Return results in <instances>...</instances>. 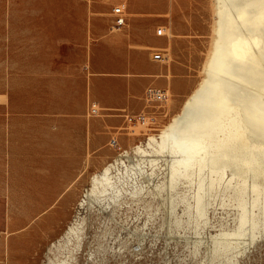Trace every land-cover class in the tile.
Instances as JSON below:
<instances>
[{
  "label": "rangeland",
  "instance_id": "374dc122",
  "mask_svg": "<svg viewBox=\"0 0 264 264\" xmlns=\"http://www.w3.org/2000/svg\"><path fill=\"white\" fill-rule=\"evenodd\" d=\"M119 3L126 4L127 23L112 31V8ZM211 4L212 0H0V264L47 263L49 244L67 228L40 224L46 213L43 202L60 198L54 197L56 191L45 193L47 184L67 176L73 181L78 174L102 168L123 149L157 133L179 111L200 80L210 49ZM159 28L163 34H158ZM82 38L87 69L62 68L61 62L77 60ZM107 59L108 70L102 71ZM153 68L155 75H147ZM149 85L166 90L167 99L148 100ZM124 86L131 91L127 97ZM186 86L190 87L184 94L176 90ZM124 98L125 108L107 106ZM90 101L100 105L99 114H89ZM139 112L146 114L145 123L127 120ZM77 118L94 125L93 149L89 146L80 158L75 149ZM178 136L184 144V136ZM119 215L122 248L117 246V254L109 253L103 262L82 258L81 264H210L205 243L220 223L232 222L221 206L210 209L212 226L201 231L205 243L195 248L188 243L197 236L195 229L174 224L171 232L170 212L156 203L152 210L134 204ZM91 231L95 236L94 228ZM261 237L245 245L235 264H264Z\"/></svg>",
  "mask_w": 264,
  "mask_h": 264
},
{
  "label": "bare ground",
  "instance_id": "6f19581e",
  "mask_svg": "<svg viewBox=\"0 0 264 264\" xmlns=\"http://www.w3.org/2000/svg\"><path fill=\"white\" fill-rule=\"evenodd\" d=\"M212 4L213 34L202 75L179 111L102 168L45 186V193L56 191L60 198L43 202L45 220L39 223L67 224L51 240L46 264L117 254L119 214L134 204L152 210L156 203L170 212L171 232L193 227L197 236L188 243L195 248L205 243L201 231L211 225L210 209L227 210L232 222L220 223L205 243L210 264H235L245 245L264 235V0ZM93 228L95 236L89 235Z\"/></svg>",
  "mask_w": 264,
  "mask_h": 264
},
{
  "label": "crops",
  "instance_id": "0c3cea01",
  "mask_svg": "<svg viewBox=\"0 0 264 264\" xmlns=\"http://www.w3.org/2000/svg\"><path fill=\"white\" fill-rule=\"evenodd\" d=\"M112 24V23H111ZM123 28V27H122ZM77 60H75L74 62H61L60 66L62 68L68 69V68H73L74 65H77V67L81 70L84 71V69L86 68L87 64H86V40L84 38L81 39V41H79L77 43ZM94 52V48L92 49L91 53L93 54ZM92 68H93V63H91ZM109 67V61L107 59L106 63H102V67L101 70H105L107 68L108 70ZM87 69V68H86ZM157 71H155V69H151L149 70L146 74L147 75H155ZM126 79V78H125ZM151 83H153L154 81L152 79ZM126 81V80H125ZM144 82H146V79L143 80ZM147 82L149 83V79L147 80ZM177 83V82H176ZM151 86V85H149ZM190 86H186L185 88H178L176 87V90H178L179 92H181V94H184V92L188 91ZM107 90H109V86L106 88ZM130 90H127V88H125V86L122 89V93L124 96H128L130 95ZM92 101L89 102V106L90 103ZM126 104L125 102V98L123 100H118L116 101L113 105H107L109 107H116V108H125L124 105ZM89 108V107H88ZM89 110V109H88ZM142 113V112H139ZM139 113H133V114H139ZM79 125V131L75 134V149H76V156L78 158L82 157L84 155V153L88 150V147L90 146L91 150L93 149V123H91L90 125H87L86 122H84L83 119H75ZM91 130V131H90Z\"/></svg>",
  "mask_w": 264,
  "mask_h": 264
},
{
  "label": "built area",
  "instance_id": "2783aa9c",
  "mask_svg": "<svg viewBox=\"0 0 264 264\" xmlns=\"http://www.w3.org/2000/svg\"><path fill=\"white\" fill-rule=\"evenodd\" d=\"M113 21L111 24V30L115 31L124 27L127 23L126 4L119 3L112 8ZM158 34H163V28H159ZM145 95L148 100L151 101H165L167 99V91L164 89L156 88L154 86H148L145 90ZM101 107L96 101H92L89 106V114L97 115L100 113ZM146 114L139 113L136 115L126 116L129 122L139 121L141 123L146 122ZM111 143L117 145L118 142L115 138L111 139Z\"/></svg>",
  "mask_w": 264,
  "mask_h": 264
}]
</instances>
